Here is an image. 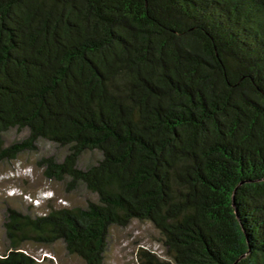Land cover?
<instances>
[{"label":"trees","instance_id":"obj_1","mask_svg":"<svg viewBox=\"0 0 264 264\" xmlns=\"http://www.w3.org/2000/svg\"><path fill=\"white\" fill-rule=\"evenodd\" d=\"M40 140L67 148L45 175L96 199L8 208L0 264L59 241L105 264L135 219L165 250L143 264H264V0H0V158Z\"/></svg>","mask_w":264,"mask_h":264},{"label":"rangeland","instance_id":"obj_2","mask_svg":"<svg viewBox=\"0 0 264 264\" xmlns=\"http://www.w3.org/2000/svg\"><path fill=\"white\" fill-rule=\"evenodd\" d=\"M27 136L25 130L12 129L6 134L7 143L21 141ZM66 147L40 140L36 149L20 153L14 159L0 158V251L7 249L5 220L8 208L39 215L47 213L51 207L86 206L96 196L83 185L71 189L62 181L52 180L45 175L41 160L54 156L61 160ZM101 156L98 151L86 152L81 158V166L95 162ZM29 252L34 254L39 264H86L78 255L69 253L62 241L52 245L27 243ZM142 249L165 256L159 230L150 221L133 220L128 226H114L109 235L105 264H143Z\"/></svg>","mask_w":264,"mask_h":264}]
</instances>
